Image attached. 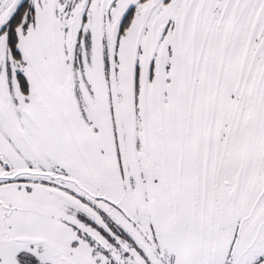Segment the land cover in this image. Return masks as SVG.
Listing matches in <instances>:
<instances>
[{
    "label": "snow or ice",
    "instance_id": "6c2138e0",
    "mask_svg": "<svg viewBox=\"0 0 264 264\" xmlns=\"http://www.w3.org/2000/svg\"><path fill=\"white\" fill-rule=\"evenodd\" d=\"M0 264H264V0H0Z\"/></svg>",
    "mask_w": 264,
    "mask_h": 264
}]
</instances>
